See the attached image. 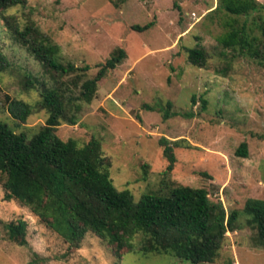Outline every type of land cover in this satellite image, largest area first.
Listing matches in <instances>:
<instances>
[{"label": "rangeland", "instance_id": "obj_1", "mask_svg": "<svg viewBox=\"0 0 264 264\" xmlns=\"http://www.w3.org/2000/svg\"><path fill=\"white\" fill-rule=\"evenodd\" d=\"M255 1L262 5L259 13L238 18L237 24L245 21L258 40L257 58L233 56L217 44L230 16L213 11L216 0H26L11 7L4 16L20 28L36 27L57 46V61L75 70L59 76L41 67L11 40L0 19V51L10 64L0 74V122L30 136L47 114L37 105L41 86L25 89L23 78L59 88L78 111L75 125L60 123L56 136L79 146L97 139L116 190L137 200L164 191L170 182L202 188L225 213L237 212V230L225 234L212 263L201 264H264V249L252 245L254 231L242 212L247 199L264 200V41L255 28L258 16L264 18V0ZM149 23L142 31L130 28ZM191 48L203 51V67L187 61ZM115 49L123 50L124 58L96 83L89 103L78 100L80 83ZM5 96L29 106L24 123L9 116ZM160 139L172 146L175 159L168 174ZM240 143L246 144V157L235 154ZM2 181L0 175V264H190L141 253L135 240L132 251L116 259L90 233L74 249L27 208L3 201ZM17 221L26 225L22 246L9 240L5 227Z\"/></svg>", "mask_w": 264, "mask_h": 264}, {"label": "trees", "instance_id": "obj_2", "mask_svg": "<svg viewBox=\"0 0 264 264\" xmlns=\"http://www.w3.org/2000/svg\"><path fill=\"white\" fill-rule=\"evenodd\" d=\"M25 2L0 0V19L11 40L41 67L59 76L74 71L72 65L57 61V46L36 27L27 24L20 28L12 17L4 16L7 9L23 6ZM260 9L262 5L255 0H216L213 11L230 16L223 24L225 31L216 39L220 48L233 56L259 57L258 40L251 35L245 21L238 25L237 20L258 14ZM258 19L255 28L264 41V18L258 16ZM149 26L150 23L130 28L142 31ZM261 47L264 49V43ZM186 54L191 65L204 66L201 49H187ZM124 55L121 49L113 50L103 64L97 65L95 75L80 83L77 99L89 103L96 83ZM9 67L0 51V74ZM78 70L84 71L86 67ZM35 85L41 86L37 105L47 114L44 124L26 136L0 122L3 201L13 200L27 208L74 249L90 233L108 246L116 259L132 251V240L141 253L163 254L190 264L212 263L216 259L225 234L237 230L235 210L225 213L221 204L212 203L202 188L170 182L164 183V191L141 194L137 200L127 190H116L108 175L109 162L101 157L97 139L90 138L79 146L74 139L62 141L55 134L60 123L75 125L78 106L71 105L59 88L44 87L31 76L23 78L25 89ZM201 104L203 108L204 100ZM4 107L18 123H24L30 114L26 103L8 96L4 98ZM168 115L166 108L163 118ZM159 144L167 161L164 174H168L175 162L172 146L164 139ZM235 154L246 157V144L240 143ZM242 212L247 216L246 225L254 231L252 245L264 249V200L247 199ZM5 227L9 240L20 246L26 244L24 222L8 223Z\"/></svg>", "mask_w": 264, "mask_h": 264}]
</instances>
